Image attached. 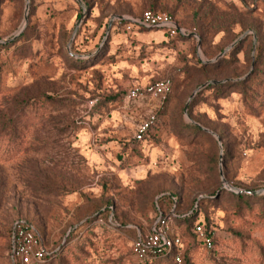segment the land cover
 <instances>
[{"label": "rangeland", "instance_id": "1", "mask_svg": "<svg viewBox=\"0 0 264 264\" xmlns=\"http://www.w3.org/2000/svg\"><path fill=\"white\" fill-rule=\"evenodd\" d=\"M81 1L0 0V264L18 220L43 264H264V0ZM148 9L196 36L131 26ZM164 78L163 104L128 98ZM172 196L215 248L177 221L182 262L144 263Z\"/></svg>", "mask_w": 264, "mask_h": 264}, {"label": "built area", "instance_id": "2", "mask_svg": "<svg viewBox=\"0 0 264 264\" xmlns=\"http://www.w3.org/2000/svg\"><path fill=\"white\" fill-rule=\"evenodd\" d=\"M131 26L138 28H155L164 30L171 37L196 36L195 30L181 25L178 19L168 12L145 10L137 17L130 18ZM173 82L170 78L157 80L144 86H134L128 92L131 100L155 99L159 104L167 101L172 92ZM157 117L154 112L142 120L135 132V138L142 140L155 124ZM176 201V200H175ZM189 211H178L176 202L169 212L157 207V219L150 230L139 233L134 241V252L142 262L155 261L158 258L172 256L177 263L182 262L185 251V239L177 226V220H183L193 214ZM192 232L198 244L214 249V234L204 224L197 221ZM58 255V249L46 246L35 225L26 220L15 222L11 234V258L13 264H43Z\"/></svg>", "mask_w": 264, "mask_h": 264}, {"label": "trees", "instance_id": "3", "mask_svg": "<svg viewBox=\"0 0 264 264\" xmlns=\"http://www.w3.org/2000/svg\"><path fill=\"white\" fill-rule=\"evenodd\" d=\"M155 11H157V10H155ZM171 14V13H170ZM173 15V14H172ZM174 16V15H173ZM178 37H180V36H178ZM9 45H10V43H8ZM4 46H8L7 44L6 45H4ZM168 100V99H167ZM175 196H172L171 197V199H170V203L167 205V206H163V207H161V209L164 211V212H169L170 211V208H172L173 207V205L175 204V202H176V208H177V210L178 211H180L179 209H178V201L176 200L175 201ZM158 213V212H157ZM196 213H197V210H195L194 212H193V214L191 215V216H189L188 218H185V219H183V220H177V221H181V222H190L191 223V228H193V226H194V224L197 222V221H199V222H201V223H203L204 224V226H205V228L207 229V226H206V224L203 222V220H197V216H196ZM194 218H196L195 219V221H194ZM192 230V229H191ZM208 230V229H207ZM209 231V230H208ZM11 239V238H10ZM214 245H215V238H214ZM168 259H171L173 262H175V263H177L174 259H173V257L172 256H165V257H161V258H158L157 260H155V261H163V260H168ZM155 261H151V262H144V263H152V262H155Z\"/></svg>", "mask_w": 264, "mask_h": 264}, {"label": "water", "instance_id": "4", "mask_svg": "<svg viewBox=\"0 0 264 264\" xmlns=\"http://www.w3.org/2000/svg\"><path fill=\"white\" fill-rule=\"evenodd\" d=\"M80 2H82L81 0H79ZM225 181V180H224ZM239 192H243L242 190H240Z\"/></svg>", "mask_w": 264, "mask_h": 264}, {"label": "crops", "instance_id": "5", "mask_svg": "<svg viewBox=\"0 0 264 264\" xmlns=\"http://www.w3.org/2000/svg\"><path fill=\"white\" fill-rule=\"evenodd\" d=\"M159 30H160V29H159ZM161 31L165 32L164 30H161Z\"/></svg>", "mask_w": 264, "mask_h": 264}]
</instances>
